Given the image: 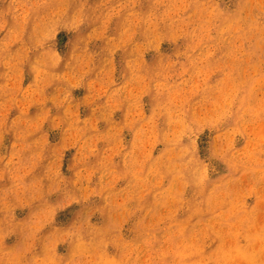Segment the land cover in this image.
<instances>
[{"label":"rangeland","instance_id":"1","mask_svg":"<svg viewBox=\"0 0 264 264\" xmlns=\"http://www.w3.org/2000/svg\"><path fill=\"white\" fill-rule=\"evenodd\" d=\"M0 264H264V0H0Z\"/></svg>","mask_w":264,"mask_h":264}]
</instances>
